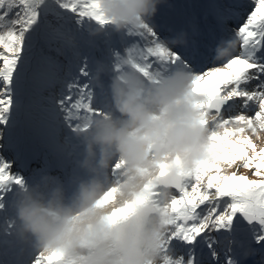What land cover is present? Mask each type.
Returning a JSON list of instances; mask_svg holds the SVG:
<instances>
[{
    "label": "clouds",
    "instance_id": "clouds-1",
    "mask_svg": "<svg viewBox=\"0 0 264 264\" xmlns=\"http://www.w3.org/2000/svg\"><path fill=\"white\" fill-rule=\"evenodd\" d=\"M168 0H99L111 22L90 33L141 32ZM181 30L159 44L172 51L187 46ZM221 40L216 59L238 48ZM129 56L98 62L93 80L102 104L74 135V168L67 180L46 175L17 186L8 227L0 245L20 253L53 257L54 264H169L166 247L174 214L175 186L210 154L203 97L193 89V73L183 65L145 76ZM118 64V70H117Z\"/></svg>",
    "mask_w": 264,
    "mask_h": 264
},
{
    "label": "snow or ice",
    "instance_id": "snow-or-ice-1",
    "mask_svg": "<svg viewBox=\"0 0 264 264\" xmlns=\"http://www.w3.org/2000/svg\"><path fill=\"white\" fill-rule=\"evenodd\" d=\"M246 7L244 20L231 33L239 41V51L227 59L198 51L189 57L180 48L168 51L148 25L141 32L116 35L123 46L109 47V62L131 56L146 77L183 65L194 75L193 89L203 97L200 107L205 116L215 118L204 120L210 129L209 158L194 172L183 174L175 186L174 219L166 242L173 254L169 264H199L198 246H207L217 258L219 241L213 233L231 234L241 220L250 226L256 243H264V0H250ZM109 23L99 0H0V139L7 131L11 143L29 82L46 74L51 84L62 86L58 96L45 100L44 127L50 135L67 128L70 145L103 99L79 45H94L96 38L90 33ZM112 36L104 37L111 41ZM41 42L73 51L74 60L62 80L52 57L34 62L33 50ZM51 50L60 53L61 48ZM81 77L86 82L81 83ZM253 81L255 87L248 88ZM241 167L256 178L240 173ZM12 168L13 163L0 155V211L5 210L9 194L25 183ZM179 249L186 253L176 255ZM31 264H54V260L37 254ZM227 264L235 262L229 259Z\"/></svg>",
    "mask_w": 264,
    "mask_h": 264
},
{
    "label": "rangeland",
    "instance_id": "rangeland-1",
    "mask_svg": "<svg viewBox=\"0 0 264 264\" xmlns=\"http://www.w3.org/2000/svg\"><path fill=\"white\" fill-rule=\"evenodd\" d=\"M249 2L250 0H168L167 4L160 6L152 26L161 39H167L181 30L187 31L188 45L175 48H180L191 57L194 51L200 52L205 48L203 44H213L211 50H214L221 40L232 38V31L244 20L249 11L246 7ZM52 19L50 16L49 20ZM122 46L118 36L113 35L111 41L102 36L96 38L94 45L81 42L79 51L83 57H87L88 68L93 71L97 62L110 59L109 47ZM52 48H61V51L57 53L52 51ZM33 57L34 62L44 57H52L60 66L61 70L58 73L60 80L65 76L69 61L74 60L71 49L43 42L34 48ZM84 82L86 78L81 77V83ZM255 84L256 81H253L247 87L251 89ZM61 86V83L51 84L46 74H41L34 83L30 81L25 93L24 107L16 116L17 123L12 130L11 143L7 140V131H4L5 138L0 139V145H3L0 148V155L13 163L12 171L23 176L25 182L33 183L49 174L67 180L69 172L74 168L71 155L75 145L74 137L70 145H67V137L70 135L67 128H60L50 135L43 123L46 117L45 100L51 96H58ZM239 163L237 162L238 165ZM240 173L256 178L242 167ZM13 191L7 197L5 210L0 211V230L8 227L11 216L9 205L13 199ZM213 235L219 241L215 245L217 258L214 259L210 255L207 246H198L196 253L199 264H227L229 259L235 264H264V243H256L250 226L244 227L239 223L234 225L231 234L221 232ZM229 236L233 241L231 243ZM8 249L6 244L0 245L2 253L0 264ZM181 252L186 253V249H179L176 255ZM34 257L29 255L23 264H31Z\"/></svg>",
    "mask_w": 264,
    "mask_h": 264
},
{
    "label": "bare ground",
    "instance_id": "bare-ground-1",
    "mask_svg": "<svg viewBox=\"0 0 264 264\" xmlns=\"http://www.w3.org/2000/svg\"><path fill=\"white\" fill-rule=\"evenodd\" d=\"M186 19V18H185ZM204 53H207L210 55L212 52L209 51L208 48L202 49ZM8 252L5 254V261L7 264H20L22 262V259L28 260L29 253L25 252L23 254L20 253V250L18 248L14 249H8ZM2 255V253H0ZM23 256V258H22Z\"/></svg>",
    "mask_w": 264,
    "mask_h": 264
},
{
    "label": "water",
    "instance_id": "water-1",
    "mask_svg": "<svg viewBox=\"0 0 264 264\" xmlns=\"http://www.w3.org/2000/svg\"><path fill=\"white\" fill-rule=\"evenodd\" d=\"M240 223H241V225L244 226V227L249 226L246 222H244V221H242V220L240 221Z\"/></svg>",
    "mask_w": 264,
    "mask_h": 264
}]
</instances>
